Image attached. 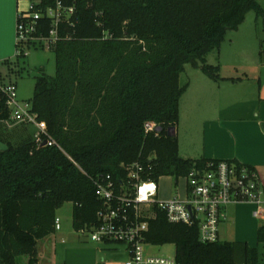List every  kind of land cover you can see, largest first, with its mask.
I'll list each match as a JSON object with an SVG mask.
<instances>
[{"label":"trees","instance_id":"obj_1","mask_svg":"<svg viewBox=\"0 0 264 264\" xmlns=\"http://www.w3.org/2000/svg\"><path fill=\"white\" fill-rule=\"evenodd\" d=\"M62 2L76 14L59 26L55 77L39 76L31 101L47 132L41 142L6 143L9 149L0 152V264H19L22 256L39 264L38 242L56 232L57 211L66 203L73 205L76 232L95 225L102 205L94 181L100 176L126 181L125 166L147 165L152 157L154 180H178L218 162L180 157V100L188 87L180 76L188 64L201 63L208 78L220 80V66L208 65V55L220 51L248 12L264 20L260 0ZM50 29L48 22L41 34L49 36ZM7 102L0 86V121L11 118ZM147 122L158 125V135L146 134ZM257 241L264 244V224ZM146 243L174 245L180 264L260 261L257 248L202 243L197 225L171 223L161 211L150 221Z\"/></svg>","mask_w":264,"mask_h":264},{"label":"built area","instance_id":"obj_2","mask_svg":"<svg viewBox=\"0 0 264 264\" xmlns=\"http://www.w3.org/2000/svg\"><path fill=\"white\" fill-rule=\"evenodd\" d=\"M26 1L28 7L19 10L16 24V56L28 55L27 49L37 41H46L54 49L59 40V26L70 23L75 16L74 6H66L62 0L47 5L46 0ZM49 36L41 33L47 23ZM77 22V20H76ZM72 23V22H71ZM8 96L7 106L11 118L24 124H35L40 135L47 127L32 113L31 102L21 101L17 87H3ZM10 118V119H11ZM146 134H159L154 122L144 125ZM153 158L147 165L141 161L125 166L127 180L116 182L111 175L100 176L95 181V194L101 203L97 223L85 227L80 234L89 236L92 242L121 244L127 247L129 259L122 264H180L176 258L153 256L145 252L146 234L151 219L157 211L164 212L169 222L199 227L202 243L220 242V225L227 219L224 209L234 203H250L255 206L254 216L264 220V186L255 169L230 161H218L204 167H194L183 177L187 182V198L179 197L167 201L158 200V182L151 177ZM56 231L61 229V220H55Z\"/></svg>","mask_w":264,"mask_h":264},{"label":"crops","instance_id":"obj_3","mask_svg":"<svg viewBox=\"0 0 264 264\" xmlns=\"http://www.w3.org/2000/svg\"><path fill=\"white\" fill-rule=\"evenodd\" d=\"M24 2L0 0V68L18 57L16 24L19 10H25L22 7ZM223 44L219 51L220 80H212L203 73L205 78L198 76L184 84L188 87L180 100L179 126L189 120L198 133L200 128L202 135L199 149L196 151L198 145L194 144L192 155L182 156L186 136L179 137L177 129L179 154L185 160L206 159L247 165L256 170L264 186V62L251 67V78L246 69L243 71L234 64L224 63ZM225 62L228 61L225 59ZM184 181L186 193L181 199L188 195L187 182ZM254 210L255 206L250 203L227 206L224 209L227 219L220 225V242L246 243L259 251L257 232L260 226ZM56 232L40 240L56 239L53 261L43 263L38 248L39 264H60L57 262L60 252L63 254L62 264H121L129 259L128 251L124 254L108 247H91L80 239H71V246H65V238L58 243Z\"/></svg>","mask_w":264,"mask_h":264},{"label":"rangeland","instance_id":"obj_4","mask_svg":"<svg viewBox=\"0 0 264 264\" xmlns=\"http://www.w3.org/2000/svg\"><path fill=\"white\" fill-rule=\"evenodd\" d=\"M262 9L264 10V0H260ZM23 9H27L28 3L24 2ZM264 20L257 17L255 11L247 13L244 22L237 30H232L227 33L226 40L223 44V58L226 65H236L240 70L245 71L253 77L251 67L259 62H264ZM28 55L17 57L13 62L0 68V86L9 87L16 85L17 96L21 101L31 102L34 96L36 79L39 76L45 75L48 79H53L56 75L55 54L54 49L47 47L46 41H37L27 49ZM228 61L227 63L225 62ZM219 52L214 51L207 57V64L216 66L219 65ZM201 63H198V68L188 64L185 71L180 76V84L184 85L189 79L195 80L196 77H204L201 69ZM200 126V124H199ZM184 127V128H183ZM39 128L35 124H24L17 119L11 118L7 121H0V142L11 143L13 146H19L27 140L35 139L39 133ZM179 137L183 138L182 156L187 154L192 155L193 145L201 143L202 132L189 120L183 122L178 127ZM189 156V155H187ZM158 200L167 201L176 197L185 198L186 183L183 179H175L171 176L162 177L158 182ZM73 205L66 203L57 211V217L61 220V229L56 232L58 243L62 237L67 242L65 246H71V239L74 241L82 240V243L91 247H108L110 249L119 250L126 253L127 247L121 244H111L106 246L103 243L92 242L86 234H80L73 228ZM258 225L264 224L263 219H257ZM85 240V241H84ZM56 239L49 238L45 241H40L39 251L43 255L42 262L53 261V252L56 246ZM63 246V247H65ZM60 247V246H59ZM260 261L259 264H264V244L258 245ZM145 252L153 256H161L165 258L175 257L174 245L152 246L145 247ZM29 257L22 256L19 264H28ZM63 254L60 252V259L57 262L62 264ZM125 261V260H124ZM122 264V263H121Z\"/></svg>","mask_w":264,"mask_h":264},{"label":"water","instance_id":"obj_5","mask_svg":"<svg viewBox=\"0 0 264 264\" xmlns=\"http://www.w3.org/2000/svg\"><path fill=\"white\" fill-rule=\"evenodd\" d=\"M9 149V146L3 142H0V152H5Z\"/></svg>","mask_w":264,"mask_h":264}]
</instances>
